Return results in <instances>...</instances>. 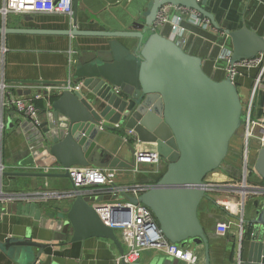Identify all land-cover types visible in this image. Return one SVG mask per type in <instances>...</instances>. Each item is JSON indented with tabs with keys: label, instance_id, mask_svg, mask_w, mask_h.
<instances>
[{
	"label": "water",
	"instance_id": "water-1",
	"mask_svg": "<svg viewBox=\"0 0 264 264\" xmlns=\"http://www.w3.org/2000/svg\"><path fill=\"white\" fill-rule=\"evenodd\" d=\"M206 2L150 0L143 21L133 22L127 30L78 29L75 0L67 28L0 25V35L109 39L106 50L82 52L77 56L69 82L72 86L80 82V90L64 89L49 95L53 99L48 100V108L43 110L44 117L38 125L27 119L19 121L27 139L28 153L13 170H0V182L3 177L12 180L18 177L69 178L67 168L74 165L131 168L134 164L132 148L129 162L118 156V150L122 144H128L125 138L132 135L159 153L165 169L151 187L138 197L127 195V201L148 207L161 234L171 243L182 248L202 245L204 264H209L208 239L198 219V207L203 199L216 202V197L208 194L205 180L218 169L226 170L230 141L242 127V100L229 77L207 74L199 55L191 54L176 39L163 34L167 24L154 27L160 7L170 4L196 10L211 26L219 28L214 15L205 9ZM223 31L230 38L232 62L264 52V37L245 25ZM121 38H134L137 42L128 48L119 41ZM17 92L29 94L30 90ZM259 104H262L261 93ZM255 146L253 169L264 183V146ZM51 169L62 172H51ZM67 202L65 207L55 211H46L45 203L29 202L25 207L38 225L70 236V242L89 237L108 238L116 244L120 254L123 252L114 230L96 211L97 204L102 202L100 198L78 193ZM19 204L21 209L22 204ZM253 205L252 217L245 219L249 228L243 240L248 245L244 256L242 240L240 264H264V198L260 204L254 202ZM111 209L127 210V207L112 205ZM1 212L6 210L0 203ZM9 244L19 248L17 253L28 257V261L32 259V248L42 250L46 246L30 240L0 242L4 248ZM151 263L179 264V261L157 257ZM121 264L130 263L121 261Z\"/></svg>",
	"mask_w": 264,
	"mask_h": 264
},
{
	"label": "crops",
	"instance_id": "crops-1",
	"mask_svg": "<svg viewBox=\"0 0 264 264\" xmlns=\"http://www.w3.org/2000/svg\"><path fill=\"white\" fill-rule=\"evenodd\" d=\"M1 1V0H0ZM76 1V26L81 30H127L133 26V22L141 23L146 12V6L150 0H75ZM74 4V0H72ZM168 9V16L181 15V26L185 29L182 34L183 48L194 55H199L203 60L204 71L216 78L224 77V62L222 54L230 50V38L224 33V29L234 30L245 25L250 30L264 37V0H207L205 9L210 11L219 25L202 27L196 24L188 14H181ZM172 10V11H171ZM71 20L62 14L49 13H21L9 14L5 26L9 28H38V29H62L67 28ZM0 25L3 22L0 18ZM160 28V27H157ZM170 28L167 24L163 34L169 36ZM108 38L91 36H60L44 34H5L0 35V45L5 47L3 61L0 63L4 80L7 83L32 85L42 82H62L72 77L73 66L77 56L82 52L95 50H106ZM119 41L126 47L135 46L137 40L134 38H121ZM245 95L250 87L251 81L243 76L239 79ZM43 85V84H42ZM45 85V84H44ZM17 90H20L18 88ZM13 91L16 95L18 92ZM27 91L28 89H23ZM34 88L30 90L33 92ZM55 93V92H54ZM53 94V93H52ZM51 94V95H52ZM26 95V94H22ZM244 95V96H245ZM44 109L48 108V99L43 98ZM39 117H44L43 110L39 109ZM0 120L3 129L0 132V170L10 171L28 153L27 139L19 127L22 120L17 112L9 107H1ZM124 138V135H122ZM128 144H122L118 150V156L129 162L131 160V148L134 152L137 148H150L147 143H142L128 135L125 138ZM240 142L241 138H240ZM256 144V143H255ZM239 147L234 148L232 155L226 158V170L218 169L209 174L205 182L209 185L226 184L240 177ZM44 161V160H43ZM141 171L134 173L131 168H117L115 183L117 185L152 182L160 177L165 169V162L161 159L158 164L141 166ZM51 172H62L58 169ZM251 184L263 186V180L253 172ZM1 190L6 193L21 191L42 190H67L71 188L70 178H25L18 177L15 180L3 177L1 179ZM212 198H229L228 194L208 192ZM91 195L98 197L101 201L119 200L117 195L108 192L107 189H94ZM217 195V196H216ZM121 199V198H120ZM248 216L251 218L254 199L251 198ZM2 208L6 212L0 213V242L8 239L12 242L17 240H30L46 244L42 250L32 248L30 261L28 257L17 253L19 248L11 246L8 248L0 246V264H117L119 248L108 239L101 237H89L82 241L70 242L69 237L53 231L47 227L37 224L25 207L28 202L1 201ZM22 207L20 209V204ZM67 200L60 202L45 203L46 211H55L57 208L65 207ZM96 203V202H95ZM97 204V203H96ZM237 213L228 212L226 207L218 202L203 199L198 207V219L203 226L209 247V264H236L235 255L238 242L235 237V229L228 230L226 235L219 234L216 223L227 218H234ZM246 230L249 226L245 224ZM117 236V235H116ZM121 246L120 238L117 236ZM245 239V237H244ZM244 241L246 254L248 242ZM184 248L192 250L195 255L194 264H204V248L202 245H188ZM23 250V249H22ZM22 252V251H21ZM23 256V257H22ZM167 258L161 251L144 249L140 253L139 264H152L157 258ZM171 258V257H170ZM179 264H187L180 260Z\"/></svg>",
	"mask_w": 264,
	"mask_h": 264
},
{
	"label": "built area",
	"instance_id": "built-area-1",
	"mask_svg": "<svg viewBox=\"0 0 264 264\" xmlns=\"http://www.w3.org/2000/svg\"><path fill=\"white\" fill-rule=\"evenodd\" d=\"M181 14H189L193 21L202 27L211 26L209 20L201 16L196 10L183 6H173L164 4L157 12L154 27H161L169 24V37L176 39L182 45L184 42L182 34L185 29L181 26V15L173 14L168 16V9ZM171 10V11H172ZM21 13H49L62 14L71 20L73 15L72 0H1L0 18L5 24L9 14ZM3 37V35H1ZM5 47L0 45V63L3 61ZM224 62V76L229 77L238 87H241L239 79L246 76L251 84L244 96L242 103L243 121L241 127L242 156L240 160V177L233 179L226 184L209 185L208 192L226 193L229 198L216 197V202L226 207L228 212L237 213L234 218H227L216 223L215 229L219 234L226 235L228 230L235 229V237L238 247L235 255L236 264L241 262V243L245 236V204L247 199H254L260 202L264 198V185H250L251 174L254 171L255 145L264 146V52L256 53L253 57L241 58L236 61L231 60V51H225L221 56ZM68 78L63 84H32L7 83L4 80L3 72L0 71V105L1 107L12 108L22 119H27L35 125L40 122L39 108L35 104L36 99L47 98L53 92L64 89L80 90L81 83L77 82L73 86ZM32 88L36 89L26 95H16L13 91ZM260 93L262 94V104H259ZM261 111V112H260ZM260 113V114H259ZM259 114V115H258ZM117 126V125H116ZM3 129V122L0 120V132ZM256 143V144H255ZM134 164L131 171L138 173L141 166L158 164L161 157L156 150L150 148H137L133 152ZM62 171L61 169H58ZM71 180V188L67 190H42L21 191L16 193H6L1 190V201H22L45 203L48 201H62L73 199L78 193L91 195L94 189H107L108 192L121 197L116 201H102L97 204L96 211L105 224L110 226L123 244V252L117 257V264L121 261L130 264H139L140 253L144 249H154L163 252L165 255L176 258L187 264H194L196 255L187 248H182L178 244L168 241L160 232L157 222L151 210L141 203L133 204L127 201L126 196L138 197L146 191L152 184L135 182L117 185L115 177L118 169L112 167H100L94 165L79 166L74 165L67 168ZM251 182V183H250ZM5 193V195L3 194ZM217 196V195H216ZM253 202V204H254ZM252 203V201H251ZM112 205L125 206L127 210H112ZM253 207H255L253 205ZM255 208H253L254 210ZM253 210L251 212L253 213ZM251 213V215H252Z\"/></svg>",
	"mask_w": 264,
	"mask_h": 264
},
{
	"label": "rangeland",
	"instance_id": "rangeland-1",
	"mask_svg": "<svg viewBox=\"0 0 264 264\" xmlns=\"http://www.w3.org/2000/svg\"><path fill=\"white\" fill-rule=\"evenodd\" d=\"M243 91H244L243 87H238V92H239L240 98L242 100V103H244V95H245V93ZM240 138H241V130L239 131L237 136H234L231 139V141H230L228 159L232 155V152H233L234 148L239 147L240 151H239V155L238 156H239V158L241 160L243 146H242V143L240 142ZM250 178H251V176H250ZM250 178H249V181H251ZM250 203H251L250 199H247L246 204H245V217L248 216V213H249L248 207H249Z\"/></svg>",
	"mask_w": 264,
	"mask_h": 264
},
{
	"label": "trees",
	"instance_id": "trees-1",
	"mask_svg": "<svg viewBox=\"0 0 264 264\" xmlns=\"http://www.w3.org/2000/svg\"><path fill=\"white\" fill-rule=\"evenodd\" d=\"M52 100L53 99V96H49L48 97V100ZM35 104L37 105V107L40 109V110H44V105H43V99H36L35 100ZM158 179H156V180H153L152 182H147V183H149V184H154L156 181H157ZM248 234H249V232H248Z\"/></svg>",
	"mask_w": 264,
	"mask_h": 264
}]
</instances>
